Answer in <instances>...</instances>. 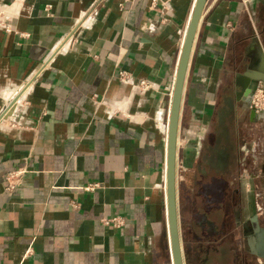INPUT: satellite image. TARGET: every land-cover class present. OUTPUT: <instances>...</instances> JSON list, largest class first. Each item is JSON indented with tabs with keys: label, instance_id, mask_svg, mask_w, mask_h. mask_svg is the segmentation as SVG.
Segmentation results:
<instances>
[{
	"label": "crops",
	"instance_id": "obj_1",
	"mask_svg": "<svg viewBox=\"0 0 264 264\" xmlns=\"http://www.w3.org/2000/svg\"><path fill=\"white\" fill-rule=\"evenodd\" d=\"M13 2L11 29L0 25V116L13 108L0 117V264H174L167 122L194 0L0 8ZM263 54L264 0H206L176 141L185 264H264L250 221L256 214L264 227V117L249 106L264 85L241 90ZM140 79L150 87L135 86Z\"/></svg>",
	"mask_w": 264,
	"mask_h": 264
},
{
	"label": "water",
	"instance_id": "obj_2",
	"mask_svg": "<svg viewBox=\"0 0 264 264\" xmlns=\"http://www.w3.org/2000/svg\"><path fill=\"white\" fill-rule=\"evenodd\" d=\"M206 0H194L190 16L188 18L177 60L176 72L173 81L172 97L169 107V116L167 122V148H166V206L167 216L170 229V241L173 253L174 264H185L182 246L180 244L178 223H177V209H176V141L178 120L180 113V103L183 92V86L186 78V71L188 61L191 53L192 43L195 37L196 29L200 19L202 9ZM261 67L258 68L260 75H254L250 72H246V84H241L242 93L249 94L252 90V85L256 81L261 82L264 85V54L260 56ZM12 107L3 113L0 117H6L12 112ZM253 113H258L264 117V109L256 111L251 109ZM264 170V164H263ZM254 230L258 234L261 232L259 241L264 251V227H260L258 217L253 214L250 219ZM253 238L250 237L249 240Z\"/></svg>",
	"mask_w": 264,
	"mask_h": 264
},
{
	"label": "built area",
	"instance_id": "obj_3",
	"mask_svg": "<svg viewBox=\"0 0 264 264\" xmlns=\"http://www.w3.org/2000/svg\"><path fill=\"white\" fill-rule=\"evenodd\" d=\"M124 1H130V0H122ZM156 4V0H151L150 6L153 7ZM18 2H13L11 5L0 8V25H2L6 30H10V25L6 22V20L9 18L11 15V11H16L19 7ZM119 77L123 80H128L129 74L128 71L126 70H119ZM138 86L139 88L145 89L150 87V83L146 79H140L138 83L135 85ZM249 106L256 111H260L264 109V88L263 87H257L251 96ZM21 169H13L9 171L6 175V180H7V187L8 188H13L17 181L18 178L20 177L21 174ZM97 183H88L85 185L86 189H92ZM101 221L104 224H113V225H121L123 223V218L121 216H112V217H101Z\"/></svg>",
	"mask_w": 264,
	"mask_h": 264
}]
</instances>
